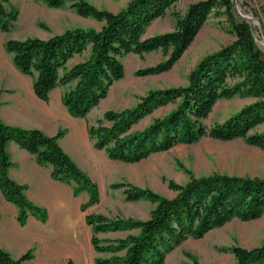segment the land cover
Listing matches in <instances>:
<instances>
[{"label":"trees","instance_id":"obj_1","mask_svg":"<svg viewBox=\"0 0 264 264\" xmlns=\"http://www.w3.org/2000/svg\"><path fill=\"white\" fill-rule=\"evenodd\" d=\"M36 1L55 9L69 4L78 16L101 23L98 30L74 28L48 39L28 37L4 43L15 69L31 79L38 99L48 103L53 90L67 88L60 101L75 118L86 119L106 98L109 88L124 78L122 59L127 55L143 57L161 51L167 56L165 61L135 73L139 77L156 76L175 66L210 16L225 17L234 35L232 43L201 59L189 72L185 86L148 91L136 106L105 111L100 119L87 124L94 149L103 151L109 160L138 163L204 137L221 142L242 140L264 151V130L257 131L264 125V48L258 46L251 24L237 16L232 0L194 2L183 15L173 14L172 31L150 37H146L148 27L179 0H131L117 13L97 9L84 0ZM242 6L249 7V0H243ZM18 17L19 11L10 0H0L2 33H10ZM39 26L46 29L43 24ZM235 96L254 101L208 128L204 121L215 104ZM168 105L175 107L163 118L133 131L143 118ZM63 135L59 131L47 136L38 129L8 126L0 120V193L17 208L16 219L22 227L30 216L45 223L48 213L26 198V186L9 178L11 163L6 147L10 142L34 156L39 166L49 167L54 181L72 186L74 197L86 192L88 200L80 206L82 213L100 201L97 183L59 145ZM110 187L124 188L127 202L146 200L154 207L146 220L85 214L91 229L90 244L99 255L94 264H165L166 255L187 239H201L234 219L246 222L264 215V178L217 173L191 176L184 185L169 183L175 192L172 198L125 183ZM115 233L127 235L99 237ZM227 251L234 257L233 264H264V241L252 249L234 246ZM32 258L31 251L15 259L0 249V264H28ZM64 264L73 263L69 260Z\"/></svg>","mask_w":264,"mask_h":264},{"label":"rangeland","instance_id":"obj_2","mask_svg":"<svg viewBox=\"0 0 264 264\" xmlns=\"http://www.w3.org/2000/svg\"><path fill=\"white\" fill-rule=\"evenodd\" d=\"M84 1L100 10H107L108 8L114 10L126 0ZM197 1L201 0H179L173 4L163 17L152 22L146 31V37L172 31L175 25L173 14L179 13L183 15L188 6ZM236 1L240 7L239 11H235L237 16L251 24L258 46L264 48V0H249V7L247 8L242 6L243 0ZM10 3L19 11V17L10 34L0 31V52L3 54L2 57L0 56V70L6 72L5 74H0V86L2 87L11 84V79L6 75L9 70H12V85L20 83L19 79L21 78L30 79L15 69L11 62V56L5 51L4 43L8 39L41 38L33 26V18L37 17L40 19L42 16L41 12L36 11L34 7L38 5V2L36 0H10ZM65 6L68 15L66 24L70 27L66 30L74 28H93L98 30L101 27L100 22L92 18H82L75 12L79 18H73L72 14L69 13L71 12L69 11V4H65ZM40 24L46 26L44 23H38V30L40 28L42 31H49L50 27L46 26V29H43L39 26ZM233 40L234 35L230 31L225 17L210 16L181 59L166 73L147 77H139L135 74L139 69L155 66L165 61L167 56H164L161 51L152 52L143 57L132 54L127 55L122 59L125 69L124 78L115 82L109 88L106 98L101 100L99 105L90 111L86 119L70 116L66 113L67 111H65L61 101L59 102L64 112L73 120H77L74 125L71 127L66 126L65 129L62 121L59 131H63L65 135V133L74 130L76 142L78 141L77 143L84 149L86 142L84 135L90 141L87 133V124H92L97 119H100L105 111H121L136 106L139 98L145 96L148 91L185 86L189 72L197 66L201 59L219 51L232 43ZM14 72H16L15 77L13 75ZM30 92L35 97L31 83ZM26 98L29 99L28 95ZM253 101L251 98L241 96H235L229 100H220L215 104L204 124L210 128L215 124L222 123ZM174 107L175 105H168L156 109L139 121L134 126L133 131L144 129L156 118H163ZM262 130H264V125L260 126L257 131L261 132ZM90 143L97 154L94 157L92 154L89 155V161H84L83 159L82 161L86 166L91 165L92 171H95L96 166V172L92 174L93 177L88 172H84L97 183L100 201L98 204L88 208L85 213L80 210V206L83 203L78 206L80 219L84 220V226L86 227L89 226L85 223V214H100L109 219L119 217L122 219L146 220L149 217L154 204L146 200L127 202L123 193L124 188L112 189L110 186L113 184L125 183L141 189H149L162 197L172 198L175 192L169 188V183L184 185L191 176L199 178L217 173L238 177L264 178V151L249 146L242 140L221 142L204 137L197 143L178 144L168 151L152 154L148 158L133 164L109 160L105 154H103L105 159H103L104 162L102 164L100 152L94 149L92 141ZM90 161L91 163L88 164ZM105 164H107V167ZM81 199L83 200L84 197L82 196ZM126 235V233H115L99 237L114 239L122 238ZM90 238L91 229L87 239L83 234L80 244L72 254V259H63L60 256L54 258L51 263L64 264L71 260L73 264H94V259L99 255L93 251ZM263 241L264 215L258 219L246 222L234 219L223 227L210 231L201 239H187L182 242L166 255L165 264H233L234 257L227 251L229 248L239 246L245 249H252L259 246ZM31 264L42 263L38 260H33Z\"/></svg>","mask_w":264,"mask_h":264},{"label":"crops","instance_id":"obj_3","mask_svg":"<svg viewBox=\"0 0 264 264\" xmlns=\"http://www.w3.org/2000/svg\"><path fill=\"white\" fill-rule=\"evenodd\" d=\"M129 1H124L117 9L108 8L107 11L117 13ZM37 2L38 5L34 7L36 11L41 12L42 16L40 19L33 18V26L40 34L41 39H48L53 35L61 34L69 27L66 24L68 15L65 5L55 9L49 8L42 1ZM69 11H71L69 13L72 14L73 18H79L74 11L71 9ZM38 23H44L52 31L50 29L49 31H42L40 28L38 30ZM2 55L0 52L1 57ZM3 73L6 72L0 70V74ZM6 75L11 79V84L5 87L0 86V120L5 125L23 129H38L47 136H54L59 132L62 121L64 122V129L66 126L71 127L77 122V120L70 118L59 104L61 95L67 88L53 90L50 93L49 102L45 103L31 94V79L21 78L19 79L20 83L12 85V70H9ZM13 75L15 77L16 72ZM27 95L29 99L26 98ZM74 133V130L65 133L58 140V143L83 171L88 172L93 177L92 174L96 172V166L95 171H92V166L84 165L82 159L89 161V155L92 154L94 157L97 152L92 149V144L86 135H84L86 142L83 149L77 143L78 141L76 142ZM6 152L11 163L8 169L9 178L27 187L24 192L26 198L36 206L46 209L48 219L42 223L30 216L26 225L20 226L16 219L17 208L12 203L7 202L0 193V249L8 252L15 259L31 251L33 258L28 261V264H31L33 260H38L42 264H50L54 258L60 256L63 259H72V254L80 244L83 234L86 239L90 234V228L84 226V220L80 219L78 213V206L88 199L86 192L74 197L72 186L54 181L50 177L49 167L39 166L34 156L13 142L8 143ZM98 152L101 154L103 164V159H105L103 154L105 153L103 151ZM90 163L91 161L88 162V164ZM105 166L107 167V164ZM82 196L84 197L83 200L81 199Z\"/></svg>","mask_w":264,"mask_h":264},{"label":"water","instance_id":"obj_4","mask_svg":"<svg viewBox=\"0 0 264 264\" xmlns=\"http://www.w3.org/2000/svg\"><path fill=\"white\" fill-rule=\"evenodd\" d=\"M233 1V4H234V9H235V11H239V5H238V3H237V1L236 0H232Z\"/></svg>","mask_w":264,"mask_h":264}]
</instances>
